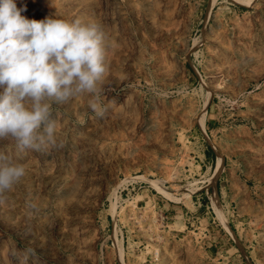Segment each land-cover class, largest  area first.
I'll use <instances>...</instances> for the list:
<instances>
[{
  "label": "rangeland",
  "instance_id": "rangeland-1",
  "mask_svg": "<svg viewBox=\"0 0 264 264\" xmlns=\"http://www.w3.org/2000/svg\"><path fill=\"white\" fill-rule=\"evenodd\" d=\"M16 4L111 47L103 117L85 95L53 105L63 147L0 141L27 169L0 264H264V0Z\"/></svg>",
  "mask_w": 264,
  "mask_h": 264
},
{
  "label": "clouds",
  "instance_id": "clouds-1",
  "mask_svg": "<svg viewBox=\"0 0 264 264\" xmlns=\"http://www.w3.org/2000/svg\"><path fill=\"white\" fill-rule=\"evenodd\" d=\"M26 11L16 0H0V141L42 152L63 147L53 105L87 95L89 108L104 116L111 44L95 21L29 19ZM26 173L24 164L0 152V204Z\"/></svg>",
  "mask_w": 264,
  "mask_h": 264
},
{
  "label": "bare ground",
  "instance_id": "bare-ground-1",
  "mask_svg": "<svg viewBox=\"0 0 264 264\" xmlns=\"http://www.w3.org/2000/svg\"><path fill=\"white\" fill-rule=\"evenodd\" d=\"M223 161L222 159H219L218 161V170L222 168Z\"/></svg>",
  "mask_w": 264,
  "mask_h": 264
}]
</instances>
